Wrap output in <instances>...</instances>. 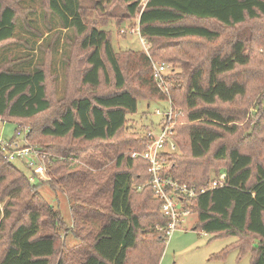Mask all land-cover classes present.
<instances>
[{
    "label": "trees",
    "instance_id": "trees-1",
    "mask_svg": "<svg viewBox=\"0 0 264 264\" xmlns=\"http://www.w3.org/2000/svg\"><path fill=\"white\" fill-rule=\"evenodd\" d=\"M81 1L47 0V3L64 29L82 37L81 47L93 50L87 58L89 68L83 72L82 83L98 88L109 66L116 91L106 96L74 99L59 118L38 132L44 137L102 143L104 149L96 147L92 151L99 153V158L94 154L89 157L85 151L79 163L92 171H101L105 166L102 161H112L115 171L104 174L101 181L87 171L69 175L70 185H66L73 200L80 203L73 218L75 243L80 246L62 253L55 264H159L167 244L166 234L159 229L166 230L169 220L161 213L162 202L154 197L148 185L149 164L141 157H132L147 148L142 132L134 126L129 128L140 101L126 88L125 73L107 34L88 28ZM123 2L130 15L139 14L140 34L147 42L156 39L216 42L222 37L218 29L188 23L189 19L215 22L234 31L252 24L247 30L237 31L227 42V50L214 53L206 63L181 66L185 73L180 77L181 88L185 92L178 97L172 85L170 93L185 124L176 127L179 151L169 156L164 176L198 192L207 188L212 180L208 181L207 168L198 161L216 149L213 158L227 162L222 171L227 185L185 202V207L198 219L194 230L216 237L253 236L258 241L255 250L240 248V257L251 255V264H264V164L257 165L254 171L251 155L224 145L216 148L226 134L237 133L235 126H230L235 118L219 105L235 104L248 95L247 83L231 76L238 67L251 63L253 53L260 54L259 46L264 49V0ZM16 17L14 8L0 0V45L15 37ZM46 82V73L41 69L31 73L0 72V118L29 121L50 111ZM142 83L151 87L150 101L166 100L154 80L143 79ZM32 129L29 138L33 140L36 132ZM126 132L128 139L113 143ZM18 169L0 151V202L9 199L4 211L0 208V264H52L60 243L56 229L61 218L39 194L33 193L25 200L30 194V181L26 174L17 176ZM134 194L140 196L141 203L134 202ZM9 221L13 222L7 229ZM223 257L222 254L218 259Z\"/></svg>",
    "mask_w": 264,
    "mask_h": 264
},
{
    "label": "rangeland",
    "instance_id": "rangeland-1",
    "mask_svg": "<svg viewBox=\"0 0 264 264\" xmlns=\"http://www.w3.org/2000/svg\"><path fill=\"white\" fill-rule=\"evenodd\" d=\"M2 2L14 8L17 20L15 37L0 45V72L31 73L35 70H43L47 76V94L52 109L29 121L0 118V151L8 163L19 168L20 175L17 176L26 174L29 178L30 194L25 200L28 201L33 193L39 194L61 218V224L56 229L60 243L57 255L52 258V264H55L62 253L75 245L80 246V243H75L73 234V218L80 203L73 200L72 193L66 185L67 183L70 185L69 175L87 171L101 181L104 174L110 175L115 169H113L112 161H102L105 166L101 171H92L79 163V160L85 156V151L88 153L87 156L93 157L94 154L96 158H99V153H92V151L96 147L103 148L102 143L44 137L38 130L59 118L63 109L76 98H92L114 93L115 82L112 71L107 66L98 88L82 83L83 72L89 68L87 58L93 50L83 49L82 37L62 27L59 20L51 14L47 0H2ZM81 7L88 28H96L107 34L125 73L126 88L133 91L139 98L138 113L132 116L129 128L134 126L140 133L147 126H158L162 123L156 111L167 107L166 102L150 101L153 94L151 87L142 83L143 79L146 82L153 81V63L165 62L164 64L168 66L166 79L170 92L174 85L176 95L181 97L185 92L181 88L180 77L185 74L181 66L186 63L188 65L206 63L214 53L227 50V42L238 33L237 31L252 25H244L234 31L215 22H198L189 19L188 23H203L218 29L222 37L216 42L195 39L183 41L156 39L147 42L140 34L139 14L130 15L127 4L123 0H82ZM259 47L260 54L253 53L251 63L238 67L231 76V79L247 83L248 95L235 104L219 105V108L227 115L235 118V122L230 126H235L237 133L226 134L225 139L216 146V148L221 145L227 146L228 149L238 148L242 153L251 155L254 171L257 165L264 164V49L261 48L262 46ZM186 54L193 56V59ZM176 110L180 109L176 106ZM182 117L181 114L176 127L185 124ZM25 128L30 133L34 128L36 133L33 140L29 138L30 133L24 139H18V137L14 139L17 129ZM128 138L126 132L113 143L120 144ZM185 145L183 157L188 156ZM26 149L44 168L43 176L29 169L24 159L17 162L9 160L10 154ZM215 150L198 161L207 168L208 181L219 178L227 163L217 162L213 158ZM31 178H35V182H32ZM58 180L62 181L61 184L53 187ZM8 200L0 202L1 211H4ZM133 200L135 203H141L139 195L134 194ZM197 221L195 214L187 213L183 216L181 224L167 241L159 264H251V255L240 257V248L254 251L258 241H254L253 236L235 238L208 235L194 230ZM12 222H7V229ZM222 254L224 257L218 259Z\"/></svg>",
    "mask_w": 264,
    "mask_h": 264
},
{
    "label": "built area",
    "instance_id": "built-area-1",
    "mask_svg": "<svg viewBox=\"0 0 264 264\" xmlns=\"http://www.w3.org/2000/svg\"><path fill=\"white\" fill-rule=\"evenodd\" d=\"M146 44L145 41H143ZM168 66L164 63H153V80L159 90L164 94L167 107L164 110H157L156 115L162 119L158 126L151 125L142 132V138L147 140V148L142 154L133 153L132 157H141L149 164L148 172L151 175V181L148 185L153 190L154 197L162 202L161 213L169 220L166 230L160 228L166 236V242L172 237L176 229L181 224L185 214L191 211L185 207V202L197 198L208 191L222 188L227 185L226 175L222 174L219 178L212 180L207 188L199 192L190 189L187 185L181 184L164 176L165 170L169 167V156L179 151L176 142V123L178 117L182 114L181 110H176V106L170 97V88L167 83L166 73ZM30 131L24 129L17 131L16 136L28 135ZM5 150V147H3ZM24 159L27 167L33 169L38 175H44V168L38 164V159L32 156L26 149L9 155V160L20 161ZM35 178H31L35 182Z\"/></svg>",
    "mask_w": 264,
    "mask_h": 264
}]
</instances>
